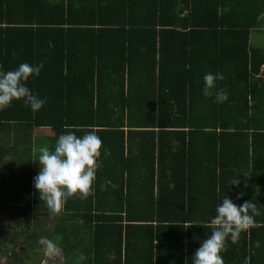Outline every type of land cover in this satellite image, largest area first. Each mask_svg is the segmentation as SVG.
Here are the masks:
<instances>
[{"label":"trees","instance_id":"obj_1","mask_svg":"<svg viewBox=\"0 0 264 264\" xmlns=\"http://www.w3.org/2000/svg\"><path fill=\"white\" fill-rule=\"evenodd\" d=\"M252 31L264 37V0H0V71L43 63L26 86L46 101L0 111V245L28 232L13 261L44 237L61 264H192L228 196L260 215L224 264H264V45ZM206 73L223 74L227 101L203 95ZM90 128L103 141L95 195L52 216L34 188L39 148Z\"/></svg>","mask_w":264,"mask_h":264},{"label":"clouds","instance_id":"obj_2","mask_svg":"<svg viewBox=\"0 0 264 264\" xmlns=\"http://www.w3.org/2000/svg\"><path fill=\"white\" fill-rule=\"evenodd\" d=\"M43 67V63L35 66L21 63L14 70L0 71V111L11 107L13 101L20 100L33 113L44 106L46 101L34 95L26 86L29 78L38 77ZM223 79V74L206 73L203 77V95L214 96L216 103L227 101L228 93L223 89L216 90V81ZM102 147L103 141L97 135L96 129L90 128L83 136H77L73 131L61 134L51 149L47 146L39 148V172L34 177V188L39 193V200L46 204L52 216H60L69 199L84 201L95 195L93 185L97 170L102 167ZM106 184L117 187L111 181H106ZM231 184L239 186L240 179L231 181ZM258 215L260 211L256 204L245 201L242 206H237L225 196L216 207L215 217L203 225L211 229V235L195 250L192 264H224L221 253L227 250L229 239L235 244L241 233L258 227L254 219ZM39 243L43 246L46 257L60 256L58 246L53 240L42 237ZM256 247H259L258 242ZM248 259L246 258L245 264H248Z\"/></svg>","mask_w":264,"mask_h":264},{"label":"rangeland","instance_id":"obj_3","mask_svg":"<svg viewBox=\"0 0 264 264\" xmlns=\"http://www.w3.org/2000/svg\"><path fill=\"white\" fill-rule=\"evenodd\" d=\"M250 36V44L251 45H256V46H263L264 45V37L262 36L261 32H256V31H252ZM50 134L49 129L47 128H37L33 130V135L35 136V139H38V137L40 135H47ZM11 213L10 212H6V216H4L1 220H0V235L3 233V231L5 230V228L7 227V216H9ZM42 219L45 220L44 222L50 221V218L46 219V217L42 216ZM48 223H46L44 226L45 228L48 227L47 225ZM25 226L22 225V228H24ZM25 231V234L23 233H19L17 240L18 243L17 244H13L12 246L10 245V243H5L3 245H0V264H61V261L59 260V257H53V258H48L45 256L44 254V250H43V246L41 247V244H36L33 246H26L23 252V260H18L16 262L13 261L14 257L12 255H10L12 253L11 250H15L19 253V251L21 250L23 243L22 240L24 239V236L26 235V233H28L25 229L23 230ZM21 231V232H23ZM37 249H41V251L44 254V257H46V259H43L40 263H36V261H34V259L36 257L34 254V250ZM6 251V252H5ZM24 259H26L27 261L25 262Z\"/></svg>","mask_w":264,"mask_h":264}]
</instances>
